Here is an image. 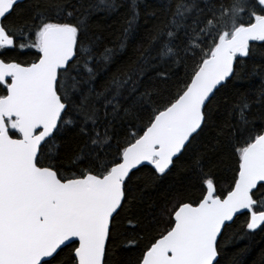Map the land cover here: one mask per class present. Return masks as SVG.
Instances as JSON below:
<instances>
[{
	"label": "snow or ice",
	"instance_id": "1",
	"mask_svg": "<svg viewBox=\"0 0 264 264\" xmlns=\"http://www.w3.org/2000/svg\"><path fill=\"white\" fill-rule=\"evenodd\" d=\"M22 4L0 0V264H221L241 216L264 231V0H176L99 86L136 14L115 49L89 27L113 0Z\"/></svg>",
	"mask_w": 264,
	"mask_h": 264
},
{
	"label": "trees",
	"instance_id": "2",
	"mask_svg": "<svg viewBox=\"0 0 264 264\" xmlns=\"http://www.w3.org/2000/svg\"><path fill=\"white\" fill-rule=\"evenodd\" d=\"M115 7L105 8L103 5L94 7L89 17L92 32L102 37L103 45L119 49L120 41L125 39L124 29L128 21L136 14L133 32L127 37L129 41L123 53H118L116 62L107 75L99 81L102 85L124 67L129 60H135L136 52L141 48L154 27H163L167 18L169 5L174 8L176 0H113ZM29 0H24L21 9L27 7ZM91 5H98V0H89ZM172 177L170 179H174ZM167 182H165L166 186ZM226 187V185H225ZM163 188L148 189L145 198L149 201L162 198ZM244 217L241 216L227 232L228 239L223 243L221 264H264V231L257 230L245 235L242 231Z\"/></svg>",
	"mask_w": 264,
	"mask_h": 264
},
{
	"label": "water",
	"instance_id": "3",
	"mask_svg": "<svg viewBox=\"0 0 264 264\" xmlns=\"http://www.w3.org/2000/svg\"><path fill=\"white\" fill-rule=\"evenodd\" d=\"M24 1V0H23Z\"/></svg>",
	"mask_w": 264,
	"mask_h": 264
}]
</instances>
